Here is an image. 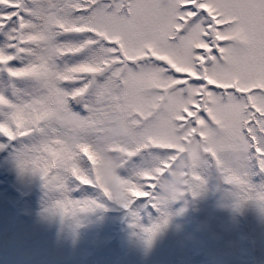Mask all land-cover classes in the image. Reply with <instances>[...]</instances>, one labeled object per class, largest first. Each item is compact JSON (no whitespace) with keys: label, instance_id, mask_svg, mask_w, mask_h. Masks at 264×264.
Segmentation results:
<instances>
[{"label":"snow or ice","instance_id":"obj_1","mask_svg":"<svg viewBox=\"0 0 264 264\" xmlns=\"http://www.w3.org/2000/svg\"><path fill=\"white\" fill-rule=\"evenodd\" d=\"M10 149L61 194L47 213L78 225L105 204L70 193L93 188L147 245L214 178L264 212V0H0ZM141 201L160 213L150 226Z\"/></svg>","mask_w":264,"mask_h":264},{"label":"rangeland","instance_id":"obj_2","mask_svg":"<svg viewBox=\"0 0 264 264\" xmlns=\"http://www.w3.org/2000/svg\"><path fill=\"white\" fill-rule=\"evenodd\" d=\"M0 169V264H264V212L254 201L234 208L219 178L209 180L202 196L172 202L169 224L147 245L127 210L98 190L70 193L105 204L77 225L45 211L61 194L45 188L38 175H21L11 149L0 152ZM144 203L136 210L150 226L160 213ZM15 207L19 220L12 229Z\"/></svg>","mask_w":264,"mask_h":264}]
</instances>
